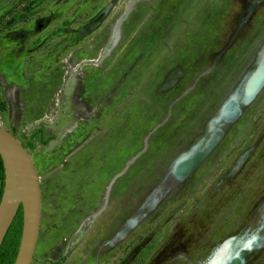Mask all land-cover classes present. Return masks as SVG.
<instances>
[{
	"label": "rangeland",
	"instance_id": "rangeland-1",
	"mask_svg": "<svg viewBox=\"0 0 264 264\" xmlns=\"http://www.w3.org/2000/svg\"><path fill=\"white\" fill-rule=\"evenodd\" d=\"M261 60L264 0H0L30 264H264Z\"/></svg>",
	"mask_w": 264,
	"mask_h": 264
},
{
	"label": "water",
	"instance_id": "water-1",
	"mask_svg": "<svg viewBox=\"0 0 264 264\" xmlns=\"http://www.w3.org/2000/svg\"><path fill=\"white\" fill-rule=\"evenodd\" d=\"M116 27L117 25L114 28V36ZM263 85L264 60H261L245 83L243 93L245 104L254 98ZM233 114L228 116V121L234 120ZM0 160L3 171L0 193V245L15 213L20 208V235L12 264H30L40 215L38 179L26 148L2 127H0ZM188 171L189 169L183 177Z\"/></svg>",
	"mask_w": 264,
	"mask_h": 264
},
{
	"label": "trees",
	"instance_id": "trees-1",
	"mask_svg": "<svg viewBox=\"0 0 264 264\" xmlns=\"http://www.w3.org/2000/svg\"><path fill=\"white\" fill-rule=\"evenodd\" d=\"M34 133H31L30 138L32 139ZM30 146V145H29ZM2 181H3V171H2V164L0 160V193L2 188ZM20 227H21V210L20 208L15 213L11 224L9 225L6 234L1 242L0 245V264H12L17 246L19 241L20 235Z\"/></svg>",
	"mask_w": 264,
	"mask_h": 264
}]
</instances>
